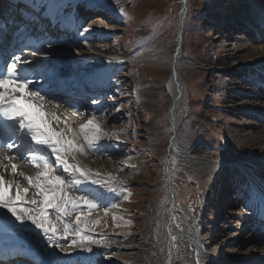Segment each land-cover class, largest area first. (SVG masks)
<instances>
[{
	"label": "rangeland",
	"instance_id": "374dc122",
	"mask_svg": "<svg viewBox=\"0 0 264 264\" xmlns=\"http://www.w3.org/2000/svg\"><path fill=\"white\" fill-rule=\"evenodd\" d=\"M71 1L67 0L63 5H58L61 10L60 14L70 16L78 9L74 4H71ZM219 2L215 4L214 0H190L179 61L202 65L203 68L191 72L180 67L181 75L188 84L189 98L184 108L183 120L177 131V137L185 142L191 151L216 160L225 156H234L238 146L231 142L240 143L244 131L254 132L257 131V126L264 125L262 112L257 111L262 105L254 107L256 113H251L248 107V103L257 98L264 101L263 86L250 84L251 78H247L239 72L234 76L230 71H222L223 69H214L213 67L221 66V64L225 66L226 63L232 61L236 63L237 59L234 61L229 58L230 51L223 49L236 50L241 40H246L245 35L239 33L241 31L229 34L223 28L219 30L215 25L207 26L205 24L204 19L208 15L209 8L213 4L221 6V2ZM181 3L182 0H90L89 4L94 10L93 13L98 16L85 24L79 32L74 31L73 35L66 36L65 45L80 40L78 45H81L82 48L78 49L79 53L83 51L88 55L85 44L95 45L96 42V44L99 42L107 47L103 50H95V57L102 58L108 54V56H124L132 61L149 51L163 49V51L171 52L177 45L178 14ZM226 4L229 3L222 1V5ZM71 23L76 28V22ZM98 29H102L105 35L101 40L96 41ZM85 33H88L85 37L88 39L86 41L83 39ZM249 46H251L250 42ZM79 53L78 55H81ZM86 57L83 56L77 65L76 62L72 65L82 66ZM131 70H133L132 63L126 64L122 74L124 76L137 74L138 76L140 68ZM161 71L155 74L150 70H143L144 74L141 75L140 86L149 88V91L154 95L151 109L145 110L140 107L139 101L132 96V93L130 95L128 92L129 96L121 101L122 111H119L120 114L119 112L117 115L105 112L107 117L114 116L116 118L114 123L119 129L115 130L116 132L111 130L110 126L113 121L108 120L102 126L103 131L114 132L116 135L101 137L98 145L99 151H102L100 155H89L88 148H85L83 153H79L86 155L85 158L87 157L91 164L93 162V168L97 169L94 168V173H97L98 169L100 171L101 167L104 168V162L100 160V157L108 156L106 165L109 166V161L113 162L108 167L110 174L114 173V176L122 174L121 178L113 182V186L117 188L116 192H109L107 187L96 185L95 190L104 192L102 193L105 202H108L106 207L109 208V212L103 218H96L98 209L103 207L98 206L91 212L89 219H99V223L94 226V237L108 230L107 232L111 235L113 233L117 237H128L131 240L134 238V241L143 243L154 234L157 242L162 243L163 241L162 244H164L165 239L161 233L171 219L184 231L188 226L182 221L181 213L171 214L170 212L172 200L168 190L169 185L174 196L177 197L178 203L188 204L197 217V223L201 219H203V223L209 219L212 210L211 198H209L211 190L209 189L216 188V186L211 185L206 179L203 181L198 178L199 174H192L186 165L179 164L178 158L175 156L176 149L168 151L173 136L167 113L170 98L166 87L169 84L170 71L167 69ZM262 73L264 74V72ZM140 86L138 87L140 88ZM247 89H252L253 92L246 94ZM123 94L125 95V93ZM106 99L117 100L111 95H106ZM86 113L88 114V112ZM88 116L91 117L90 114L83 117L88 119ZM243 122L245 125L242 124ZM247 122L250 124H246ZM120 134H123L125 139L120 137ZM126 149L129 150V153L126 152ZM111 151L116 152L117 155L111 154ZM135 157L141 159L139 165L125 161ZM256 167L264 169V160L256 164ZM212 172L211 175L217 173V171ZM121 180L124 181L123 184L120 183ZM87 183L89 184V182ZM125 188L127 192L122 191ZM127 193H131V195L125 199ZM219 193H221L220 190ZM243 193L247 194L246 192L241 194ZM70 194L85 196V193L82 194L81 191L75 190ZM113 205H118V208ZM237 207L239 206H233L234 209H238ZM80 211L87 212L88 210L82 208ZM52 212L56 214L54 211ZM216 214L218 215V213ZM225 216L229 217V213ZM215 217V221H224L222 218L218 219V216ZM62 219L73 227L75 226V214L66 216V218L63 216ZM128 221L131 223H126ZM220 225L222 224L220 223ZM232 231L234 228L224 234L229 235ZM252 233L254 231L250 230L249 234ZM183 239V237H173L172 239V249L170 248V252L174 256L171 259L172 264L174 261L177 263L176 254L183 245ZM163 250L165 251L163 257L167 258L169 251L166 250V247ZM227 257H231V255ZM162 263L161 259L157 262V264Z\"/></svg>",
	"mask_w": 264,
	"mask_h": 264
},
{
	"label": "bare ground",
	"instance_id": "6f19581e",
	"mask_svg": "<svg viewBox=\"0 0 264 264\" xmlns=\"http://www.w3.org/2000/svg\"><path fill=\"white\" fill-rule=\"evenodd\" d=\"M65 1L67 0H61L62 3H65ZM222 1L229 4L222 5ZM216 2H219L222 7L215 6V10L211 14V17L214 21H217L215 24L214 23L213 24L219 30H222L223 28L225 30L227 29L226 31H228V29H230L228 28L230 27L229 26L230 23L232 25L238 26L237 30L241 32L244 30L243 28H240V26L246 28L251 27L252 24H255L254 21H256L257 24L258 23L264 24V14L260 12L263 5L262 3H264L263 0H216ZM189 4H190V0H184L182 3V10H180V18H181L180 27L182 29V32L180 36V41L179 43L177 42V45L173 51L168 52V51H163V49L159 51L158 50L149 51L143 53L141 57H138L133 61L129 60L128 58L127 60H124V56L123 57L108 56V54L106 53L107 56L104 57L105 58L108 57L107 58L108 60L105 61L107 68L110 69L115 67L116 65H118V67L116 69V73L109 74L110 85L107 88H105L101 92V94L111 95L115 99L119 97L117 100L114 99H113L114 101L107 100L104 103H100L95 98H90L88 100H85L83 98H77L75 94H70V93L61 94L62 93L61 91L63 90L58 91V89H51L49 90V92H46V89L48 88H44L40 90L34 87L35 86L34 84L29 85L27 90L36 91L39 92L40 95L45 96L46 102H51L49 104V107H51V104H56L59 106L58 108H56V114L59 117L60 122H57L55 119L51 121L52 127L56 128L57 130H59V128H63L65 124H67L74 130L78 131L79 126L81 124L85 123L88 119L95 117L98 122H101V127L107 123V120L113 121V124L110 126V129L115 131L119 129V128L117 129V125L114 123L116 118H114V116L107 117L105 112H109L117 115V113L120 110L122 111L120 104L123 99H126V96H129L128 92H130V95L132 93L133 94L132 96L139 101L140 107L144 108L145 110H150L152 107L151 102L152 99L154 98V95L152 92L149 91V88L140 86L142 81L141 75L144 74L143 70H150L151 72L156 74L161 70L167 69L170 71L169 84L166 87V90L170 98V103L168 107V117H169L170 128L174 133V138L171 140L170 145L168 146V151L171 152L172 149H176L177 154L175 156L178 158L179 164L186 165V168H188L192 174H199L200 177L198 175V178L202 179L203 181L204 179H206V181L209 182L208 178L212 176L211 175L212 171H222L223 175L221 174L222 177L220 176L222 186L224 185L223 183L226 181L227 178L226 177L227 175L224 176L226 170L224 172L223 170H221V166H223L225 163V165H227V168H230L233 174H235V179H236L235 183L243 180L245 182L244 186L246 187V190L249 191L252 198L256 197V198H262L264 200V169L261 168L259 169L256 167V164L264 160V125L257 126L256 127L257 131L254 132L244 131L245 133L241 135L240 143L234 141L231 142L232 144L238 146L235 149L236 151L235 155L225 156L218 160L204 155L203 157L197 152L193 150L191 151L188 145L177 137V131L183 120L184 108L189 98L188 84L181 75L180 67H183L191 72L201 70L203 68L202 65L201 66L194 65L191 64L190 62H184V63L182 62L183 63L182 64L179 61V55L182 48L183 30L187 22L186 20L189 10ZM243 7H245L246 9L248 8L251 9V13H252V18L250 20L249 18H247V21L244 22H242L241 20L246 19L245 17L247 16L248 12L245 15L243 11ZM56 10L57 12L61 11L59 9ZM94 15L95 18L93 19H96V16H98V14L97 15L94 14ZM237 18H239V20ZM67 19L68 18L64 19L66 24L63 25L62 28H60L59 32L63 30H69V28H72V26H70V22ZM59 20L61 19L59 18L57 19V17L54 16L53 21L48 22V25L52 26V28L49 31L55 29V24L58 23ZM257 24L255 28L257 27ZM49 31H47V33L45 34L46 31L44 29L41 28L38 29L37 35H40L42 37H40V39L37 40L36 42H33L36 33L34 31L28 30L26 31V33L22 34L23 35L22 38H19V40H17L14 43L13 47L17 48L18 46H21V44H25L24 46H27L26 49L29 52L35 53V55L40 57L42 56V53L46 48L45 47L47 45L46 42L58 41V45H56L55 51L53 52L54 54H52L51 56H54L55 59L57 58V59H63L65 61H71V64L65 66V69L67 70L77 69L76 65L79 63L78 61H80L83 56L86 57L88 55L89 56L94 55L96 53L95 50L97 49L103 50L107 47V46L105 47V45L99 44V42L98 44H96L97 43L96 42L95 45H90L89 43L88 44L86 43L85 46L88 55L86 52L83 51L79 53L78 49L82 48L81 45H78L80 40L77 42H70L69 44L67 43L65 45V39H66L65 37L64 39L61 40H57L58 38L54 39L51 35L52 33H50ZM97 35L98 36L95 38V40L99 41L103 38L105 32L102 29H98ZM26 39H28V41H26ZM86 39L87 38H85L84 41H86ZM245 39L246 40L243 41L241 40V43L236 50L232 48L223 49L230 51L228 54L229 58L234 61L235 59H237L236 63L232 61L226 63L225 66H222L221 64V66H213V67L214 69H221V70L223 69L222 71L225 70L230 71L234 76L239 72L243 74V76L247 78H251V80L249 81L250 84L259 85V86L262 85L264 88V74L262 73L264 72V42L256 44L253 40H250V38L248 37H245ZM249 42L251 46H249ZM231 44L232 43H230V45ZM35 47H37V51L36 50L34 51ZM78 53L81 55H78ZM30 62H32V64H35L32 61V59ZM74 62H76L75 66L72 65V63ZM124 62H128V63H124ZM130 63H132L133 70H139L140 68L138 72V76L137 74L136 75L132 74V76H124L122 74L123 68L126 66V64L128 65ZM138 86H140V88ZM121 91L123 92L121 93ZM252 92H253L252 89H247L246 94H250ZM123 93H125V95ZM260 105L262 106L257 111L262 112L261 116L263 117L262 120H264V101H262L260 98H257L248 103V107L250 109L249 111L251 113L254 112L256 113L257 111H255L254 107L255 106L259 107ZM86 112H88V114ZM89 114L91 117L88 116L89 117L88 119H84L83 116ZM242 124L245 125L244 122ZM246 124H250V122H247ZM120 135H121L120 137L125 139L123 134ZM117 140L120 141V139ZM78 142L81 144L86 143L83 140V136H80ZM36 147L39 148L40 146H36ZM99 150L100 149L98 150L92 149V150H87V152L91 156L92 155L96 156L98 154L100 155V153L102 152V151L100 152ZM111 152L109 153L117 155L116 152L113 151ZM126 152L129 153V150H127ZM79 153L80 152L74 153L76 158L75 162H78L81 166L90 169L94 173L96 168L95 167H94L95 169L93 168L92 166L93 162L91 164V162L87 159V157L85 158L86 155L84 156ZM36 154L39 155L41 153H36ZM107 157L108 156L100 157V160L104 162V168L101 167L102 169L100 171L98 169V173H100L101 177L104 179L108 178V174H110L108 167L110 166L111 163H113L109 161L108 162L109 166H107L106 165L107 162L106 160H108L106 159ZM51 161L53 162L55 161L54 156L51 157ZM125 161H128L130 164L139 165L141 159L135 157L132 160L127 159ZM14 162L19 166V170L25 172L28 175H33L36 171V169L31 165L29 160L17 159ZM55 167L56 165L53 163V168ZM56 174H63L66 176V174L63 173L62 169L60 172ZM121 176L122 174L117 176V178L119 179L121 178ZM5 177L6 179L12 178L11 175H9L7 172L5 173ZM16 179H19L21 183L26 184V182L23 181L22 177H16ZM87 182H89V184ZM77 187L81 189L80 191L82 192V194L85 193V196H90L93 198V196L90 195V193H97V194H101L104 197L103 194L104 192L97 189L95 190L96 184H92L90 183V181H85L83 184L78 185ZM220 191L221 193L218 192L217 194L218 203H216V205L214 206L215 209L216 208L219 209L218 211L216 210L215 213H218L217 215L218 219L222 218L223 220L225 219L227 220L228 218H232L235 220V223L232 227L229 226V228H227L226 230L224 229L220 230L221 227L219 228V226L214 228V231L212 230L213 234L211 235L212 239L206 240L207 242L210 243L209 247H206L203 244L202 245L199 244V239L197 238V234L199 231L198 223L196 219L197 217L195 216L193 211L188 207V204L178 203V199L175 196L173 197V202L170 206V212L171 214L181 213L182 221L188 227L183 231V229H181L182 227L180 228L176 223L173 222V219H171L165 230L162 231L161 233L165 239L164 244H162L163 241L162 243H160L159 241L157 242L154 234H152L153 236H150V238L148 237V240H145L143 243H139L134 241V238L133 240H131L128 239V237L127 238L117 237L113 233L111 235L109 232H107L108 231L107 230L102 233L107 238V240L115 241V243L108 244L107 246H105L104 243L91 244L90 245L91 251H88L84 248H73L72 251L67 253L61 251V248L53 247L44 237L41 230L37 229L36 226L33 225L30 221L26 220L23 223L18 222L15 220L14 217L11 216L10 213H7L6 210L0 209V256L3 257L7 256L8 258H10L1 261L0 264L24 263L23 260H17V261L14 260L13 259L14 256L19 257V259H24L30 264H157V262H159L160 259L163 261L162 264H172L171 259L173 255L170 252V248L173 237L184 238L183 245L178 249V251L176 250L178 252V254H176L177 263H175L174 261L173 264H187V262L184 260L186 257L191 261V264H216L211 260L214 258L218 259L219 261L224 259L225 260L230 259L229 264H264V233H261L258 236L257 233L249 234L250 229L241 232L243 226H246L247 223L251 220V218H253L251 217V213L247 212L246 214H244L246 218L241 217L240 219H236L234 216H231L230 214L229 217H226L225 214L228 213L224 211V208L232 197L231 198L227 197V194L225 195L226 192L224 191V189L221 188ZM104 201L102 206L103 208L98 209L99 212L98 214H96V218H100V217L103 218V216L105 215L104 211H102L107 206ZM239 204L242 205V203L240 202L234 203V205H239ZM222 213L224 214L221 215ZM231 213L235 214L233 212ZM64 217L66 218V216ZM50 218L52 219L53 223L57 224L58 227L62 229L63 223L61 221H57L56 214H54L52 211H50ZM62 221L65 222L63 219ZM215 222L218 223V221ZM223 227L224 224L222 228ZM231 228H234V231H232L231 234L229 235L228 234L225 235L224 233ZM219 230L221 232L220 237H219ZM100 234L99 236L94 238L100 239L101 238ZM238 235L239 237L234 244H225L227 242L229 243ZM72 238L74 237H69L68 239L60 240L61 247L64 248L68 247L70 240ZM226 245L227 247H225ZM195 246L200 247L201 252L199 255H195V249H194ZM165 247L166 250L169 251L167 258L163 257L164 255L163 252H165L163 248ZM230 255L231 257H227Z\"/></svg>",
	"mask_w": 264,
	"mask_h": 264
},
{
	"label": "snow or ice",
	"instance_id": "6c2138e0",
	"mask_svg": "<svg viewBox=\"0 0 264 264\" xmlns=\"http://www.w3.org/2000/svg\"><path fill=\"white\" fill-rule=\"evenodd\" d=\"M21 62V56H14L13 62L6 65V74L0 73V149H4L0 150V209L6 210L18 222L30 221L53 247L61 248L66 253L73 248L91 251V244L104 243L107 246L115 243L107 240L103 233L100 239H95L94 226L99 219H89L91 212L99 206L97 200L103 202L105 198L97 193H90L92 199L70 193L80 191L77 186L85 181L107 187L109 192L117 191L113 186L118 179L116 176L108 174V178L104 179L100 173H93L75 162L74 155L84 152L85 147L98 150L101 137L116 133L103 131L101 122L95 117L81 124L78 131L67 124L59 130L53 128V119L60 122L56 114L59 106L51 104L49 107L51 102H46L45 96L27 90L33 81L19 75L17 65ZM80 136H83L85 144L78 142ZM52 156L55 157L54 162L51 161ZM17 159L29 160L36 169L35 173L28 175L19 170L14 162ZM61 169L67 178L63 174H56ZM6 172L11 179H6ZM16 177H22L26 184ZM122 191L127 192V189ZM128 195L131 193H127L125 199ZM82 208L88 211H80ZM50 211H54L57 221L63 223L62 229L53 223ZM103 211L107 215L109 208L105 207ZM73 214L74 227L62 221L63 216ZM69 237H74L69 246L61 247L60 240Z\"/></svg>",
	"mask_w": 264,
	"mask_h": 264
},
{
	"label": "water",
	"instance_id": "95a60500",
	"mask_svg": "<svg viewBox=\"0 0 264 264\" xmlns=\"http://www.w3.org/2000/svg\"><path fill=\"white\" fill-rule=\"evenodd\" d=\"M184 1V0H183ZM183 1H182V3H183ZM180 10H182V4H181V7H180ZM184 22V21H183ZM180 24H181V18H180V13H179V30H178V35H179V37H180V35H181V27H180ZM175 74H176V72H175ZM174 138V137H173ZM169 188V191H170V185L168 186ZM170 193H171V191H170Z\"/></svg>",
	"mask_w": 264,
	"mask_h": 264
}]
</instances>
